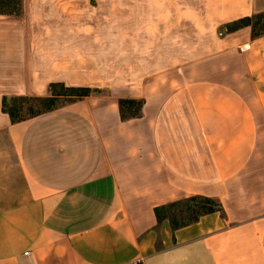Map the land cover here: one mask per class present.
<instances>
[{"label":"crops","instance_id":"obj_1","mask_svg":"<svg viewBox=\"0 0 264 264\" xmlns=\"http://www.w3.org/2000/svg\"><path fill=\"white\" fill-rule=\"evenodd\" d=\"M24 1L0 14V264H264V36L226 29L264 0L174 10L217 37L200 73H156L13 124L3 97L75 87L33 64ZM121 99L142 100L140 115L122 120ZM191 197L222 211L157 223L154 208Z\"/></svg>","mask_w":264,"mask_h":264},{"label":"rangeland","instance_id":"obj_2","mask_svg":"<svg viewBox=\"0 0 264 264\" xmlns=\"http://www.w3.org/2000/svg\"><path fill=\"white\" fill-rule=\"evenodd\" d=\"M199 1L25 0L33 64L49 76L67 77V85L116 96L125 87L151 84L156 73H200L217 37L198 36L173 14Z\"/></svg>","mask_w":264,"mask_h":264},{"label":"trees","instance_id":"obj_3","mask_svg":"<svg viewBox=\"0 0 264 264\" xmlns=\"http://www.w3.org/2000/svg\"><path fill=\"white\" fill-rule=\"evenodd\" d=\"M21 4V0H6V2L0 0V14L19 16ZM244 27H250L252 38L264 36V13L242 18L226 25L228 33ZM94 93H98V91L52 83L48 86V96L46 97H3L1 112L6 114L10 122L14 124L54 111L67 103L80 101ZM118 105L120 117L124 120L138 117L143 101L121 99L118 101ZM221 211L222 207L216 200L191 197L154 208V215L157 223L168 221L174 231L197 222L202 216Z\"/></svg>","mask_w":264,"mask_h":264}]
</instances>
